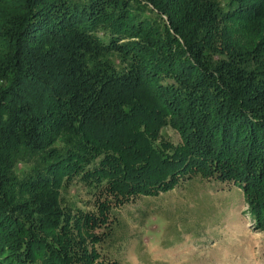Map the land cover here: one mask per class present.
<instances>
[{
    "label": "trees",
    "instance_id": "trees-1",
    "mask_svg": "<svg viewBox=\"0 0 264 264\" xmlns=\"http://www.w3.org/2000/svg\"><path fill=\"white\" fill-rule=\"evenodd\" d=\"M194 176L264 230V0H0V264H120L115 210Z\"/></svg>",
    "mask_w": 264,
    "mask_h": 264
},
{
    "label": "rangeland",
    "instance_id": "rangeland-1",
    "mask_svg": "<svg viewBox=\"0 0 264 264\" xmlns=\"http://www.w3.org/2000/svg\"><path fill=\"white\" fill-rule=\"evenodd\" d=\"M163 132L180 142L176 130ZM90 190L77 178L63 194L67 203L85 211L95 203ZM115 212L116 228L96 244L104 259L120 264H264V230L235 184L184 177L171 190L139 196ZM2 237L7 244L11 236Z\"/></svg>",
    "mask_w": 264,
    "mask_h": 264
}]
</instances>
